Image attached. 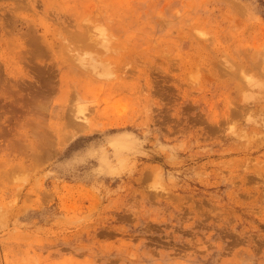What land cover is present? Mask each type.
Listing matches in <instances>:
<instances>
[{"label": "rangeland", "instance_id": "374dc122", "mask_svg": "<svg viewBox=\"0 0 264 264\" xmlns=\"http://www.w3.org/2000/svg\"><path fill=\"white\" fill-rule=\"evenodd\" d=\"M0 264H264V0H0Z\"/></svg>", "mask_w": 264, "mask_h": 264}, {"label": "bare ground", "instance_id": "6f19581e", "mask_svg": "<svg viewBox=\"0 0 264 264\" xmlns=\"http://www.w3.org/2000/svg\"><path fill=\"white\" fill-rule=\"evenodd\" d=\"M83 35V34H82ZM81 36V35H80ZM256 59V58H255ZM254 62V61H253ZM256 63H258V62H256ZM256 63H255V65H256ZM239 64V63H238ZM250 65V64H249ZM238 65H236V67H237ZM257 66H259V65H257ZM256 67V66H255ZM260 67V66H259ZM234 69V68H233ZM238 70H239V68H237ZM241 69V68H240ZM259 69V68H258ZM236 70V69H235ZM243 70V69H242ZM242 70H240V71H242ZM231 72V71H230ZM238 72V71H237ZM76 118H81V116H77L76 115ZM85 118V117H84ZM82 119V118H81ZM78 125V124H77ZM76 125V126H77ZM84 130V129H83Z\"/></svg>", "mask_w": 264, "mask_h": 264}]
</instances>
